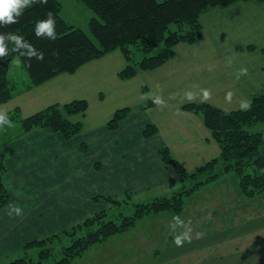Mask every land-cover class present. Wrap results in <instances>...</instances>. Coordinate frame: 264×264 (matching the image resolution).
<instances>
[{
  "label": "crops",
  "instance_id": "1",
  "mask_svg": "<svg viewBox=\"0 0 264 264\" xmlns=\"http://www.w3.org/2000/svg\"><path fill=\"white\" fill-rule=\"evenodd\" d=\"M201 22L199 40L178 43L174 57L158 68L139 70L134 77L122 79L119 72L127 60L121 49H115L75 72L58 74L25 89L27 81L14 97L0 104V116L14 117L9 120L21 127L22 117L52 104L88 101L85 113L68 116L83 123L71 139L46 127L18 135L19 131L6 133L12 128L7 124L1 127L8 167L4 179L11 199L0 208V264L19 256L28 242L63 232L111 208L108 200L98 196L120 197L128 191L139 193L172 182L176 171L161 159L162 147H168L189 172L220 156L221 148L201 116L183 106L206 102L231 111L248 106L254 95L264 94V2L240 0L226 7H208ZM241 67H247L248 74L237 80ZM189 91L192 102L185 96ZM149 93L160 96L165 106H150ZM123 107L129 108L127 117L116 129L110 128L109 120ZM16 111L19 115L14 116ZM152 124L157 132L145 135ZM210 184L209 192L221 185L228 193L237 191L238 196L215 198L198 193L193 197V203L199 204L188 217L190 263L264 264L262 194L241 196L234 173ZM10 203L20 206L23 216L7 215ZM183 215L176 217L182 219ZM231 216L235 217L233 226L244 236L233 243ZM173 220L175 225L170 227L176 233L170 235L174 242V235H182L177 228L188 230V223ZM247 220L257 222L254 239L241 228L248 225ZM175 260L172 264H188Z\"/></svg>",
  "mask_w": 264,
  "mask_h": 264
},
{
  "label": "trees",
  "instance_id": "2",
  "mask_svg": "<svg viewBox=\"0 0 264 264\" xmlns=\"http://www.w3.org/2000/svg\"><path fill=\"white\" fill-rule=\"evenodd\" d=\"M79 1L94 13L89 20V33L70 24L62 16L60 0H48L46 5L39 0H33L23 10V14L17 17L18 23L0 26V33L12 32L21 35L44 53L43 61L33 59L29 63L19 52H13V45L8 43V55L0 58V104L9 101L19 92L18 83L9 76L10 64L16 55H19L29 76L25 89L39 85L58 74L75 72L83 64L115 49H121L127 60V65L119 72V76L130 79L139 70H152L165 64L174 57L178 43H196L202 35L201 14L206 8L226 7L240 0ZM48 11L55 18L54 41L46 37L37 38L34 34L37 20L44 19ZM151 105H154L152 99ZM183 107L201 116L221 148L219 157L189 172L168 147H162L159 155L164 162L174 167L180 183L172 196H157L152 201L136 202L124 207H121L119 197L98 196L97 198L108 200L112 209L121 207V211L110 216L108 210H103L63 232L30 241L22 248L26 255L17 256L15 260L11 259L4 264H70L82 257L91 246L134 227L147 214L164 210L180 213L187 195L228 173L238 176L240 190L246 198L264 192V132L254 129L257 124L264 125V94L254 95L248 106L231 111L206 102H192ZM87 108L86 99H75L63 105L52 104L30 116L22 117L21 127L16 135L46 127L62 133L66 139H71L81 131L83 123L73 122L68 116L83 114ZM18 113L16 111L14 116L19 115ZM128 113V107L116 110L108 122L109 127L116 129ZM2 128L0 127V208L11 199L4 179L8 167L2 153L1 136L5 134L1 133ZM157 130L152 124L144 132L150 136ZM190 180L191 185L186 188L184 185ZM133 194L134 192L128 191L123 195ZM65 239L66 242L58 244ZM30 251H34L36 256L33 253L28 255ZM56 253L61 257L49 263L48 258Z\"/></svg>",
  "mask_w": 264,
  "mask_h": 264
},
{
  "label": "rangeland",
  "instance_id": "3",
  "mask_svg": "<svg viewBox=\"0 0 264 264\" xmlns=\"http://www.w3.org/2000/svg\"><path fill=\"white\" fill-rule=\"evenodd\" d=\"M60 1L62 2V16L70 24L80 27L89 33L88 24L90 18L94 13L79 0ZM9 76L13 79V81L18 83V87H22V85L29 80V76L25 68L23 67L19 55H16L10 64ZM254 129L264 132V125L261 123L257 124ZM19 130L20 127L16 124H13L11 130H7L6 133L8 131L9 133L11 131H14V133H16ZM177 180L178 179L176 176V178L167 185L164 184L160 187L155 186L150 190L141 191L139 193L136 192L130 196L120 195L118 200L122 202L121 207H124L129 206L132 203L135 204L136 202L146 203L148 201H152L157 196H172L174 193L173 191L180 184L179 180ZM190 182H192V180L188 181L184 186H186V188H189L188 186L191 185ZM210 185V183L205 184L199 190L187 195L184 199V205L180 213H176L173 210H164L147 214L144 217L140 218L136 222L134 227L113 235L102 243L91 246L82 257L77 258L70 264H172L176 263L175 259L178 258H180L181 261L183 260L188 264H191L190 262L193 258V251L190 250L191 244L187 240H184L182 246H177L172 241V235L170 234L176 233L175 229L170 227L175 223L174 220L172 221V219L178 220L182 224L184 222L188 223V230L185 228H177V232L182 235L174 236L182 238L184 235H188L191 238L190 235L192 230L190 227V219H188V217L191 216L194 211H196V207L199 204L193 203V197H195L198 193H200V195H210L212 197L214 196L215 198H236V196H238L237 191H229L228 193L221 185H217V188L213 193L211 191L209 192L206 189ZM261 194V198H264V192H262ZM240 195L244 196L241 190ZM203 205L206 206V203H204ZM121 207H114L113 209L108 208L109 213H111L109 215L113 216V214H115L116 212L121 211ZM176 214H184L183 216L185 217L179 219L176 217ZM157 215L161 217L157 218ZM234 221L235 217L231 216L229 224L231 223L232 226L228 227L231 229V231H229V234L232 243L238 241L235 240L236 237H244L242 234L243 232H240L233 226V224L235 223ZM158 222H160V224H158ZM247 223L248 225L246 227L241 228L246 229L247 233H249L247 236L254 239L255 228L253 226L257 225V222L247 220ZM64 242H66V239L63 242L57 243L61 245ZM31 253H33L34 257L36 256L34 251H30L28 255ZM24 255H26V253L21 252L19 254V256ZM60 257L61 255L59 253H56V255H52V257L48 258L49 263H53L57 258ZM205 257L206 256H204V258ZM16 258L17 256L14 257L13 260H15Z\"/></svg>",
  "mask_w": 264,
  "mask_h": 264
},
{
  "label": "clouds",
  "instance_id": "4",
  "mask_svg": "<svg viewBox=\"0 0 264 264\" xmlns=\"http://www.w3.org/2000/svg\"><path fill=\"white\" fill-rule=\"evenodd\" d=\"M41 4L46 5L48 0H39ZM33 3V0H0V26H8L11 24L18 23L17 17H20L23 14V10ZM34 34L37 38L46 37L49 40L56 39L55 32V18L51 11H48L45 15V18L42 20H37L35 24ZM8 43L13 45L12 51L19 52V54L25 58L29 63L35 59L39 61L44 60V53L36 49L30 42L26 41L21 35L16 33H0V58H3L8 55ZM247 67H241L237 70L236 79L239 80L241 76L247 75ZM205 97H207L208 92L205 90ZM185 96L189 102H192L194 99L193 93L186 92ZM147 98H151L153 103L159 107H164V100L154 93H149ZM7 124L9 127H12V121L4 116H0V127ZM7 215L12 216H23V210L20 206L16 204H9L6 210ZM187 240L191 242L188 235L181 237H174V243L177 246H182L183 241Z\"/></svg>",
  "mask_w": 264,
  "mask_h": 264
}]
</instances>
